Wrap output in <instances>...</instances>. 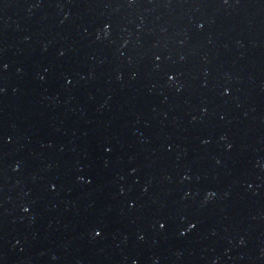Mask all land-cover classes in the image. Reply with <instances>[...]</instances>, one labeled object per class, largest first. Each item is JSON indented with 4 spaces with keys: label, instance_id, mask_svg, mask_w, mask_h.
I'll return each instance as SVG.
<instances>
[{
    "label": "water",
    "instance_id": "1",
    "mask_svg": "<svg viewBox=\"0 0 264 264\" xmlns=\"http://www.w3.org/2000/svg\"><path fill=\"white\" fill-rule=\"evenodd\" d=\"M0 264H264V0H0Z\"/></svg>",
    "mask_w": 264,
    "mask_h": 264
}]
</instances>
